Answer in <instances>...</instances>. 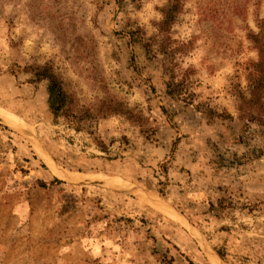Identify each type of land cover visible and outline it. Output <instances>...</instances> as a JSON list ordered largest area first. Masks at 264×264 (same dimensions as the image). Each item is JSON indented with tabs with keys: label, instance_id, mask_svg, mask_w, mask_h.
Returning a JSON list of instances; mask_svg holds the SVG:
<instances>
[{
	"label": "rangeland",
	"instance_id": "rangeland-1",
	"mask_svg": "<svg viewBox=\"0 0 264 264\" xmlns=\"http://www.w3.org/2000/svg\"><path fill=\"white\" fill-rule=\"evenodd\" d=\"M171 1L0 0V108L23 124L0 120V264H264V156L235 91L264 0H182L162 33Z\"/></svg>",
	"mask_w": 264,
	"mask_h": 264
},
{
	"label": "trees",
	"instance_id": "trees-1",
	"mask_svg": "<svg viewBox=\"0 0 264 264\" xmlns=\"http://www.w3.org/2000/svg\"><path fill=\"white\" fill-rule=\"evenodd\" d=\"M182 0H172L163 9V18L160 23V31L166 32L176 22L178 14L182 9ZM251 38L259 49L258 60L252 61L248 66V86L246 89L241 86L235 87L238 99V110L240 117L246 120V134L248 138L257 144L253 146L252 153L257 157L264 156V36L253 34ZM34 80L45 83L48 92L49 110L57 121L60 118H77L71 106V96L64 87L63 81L58 77L53 68L45 65L33 71ZM119 113V112H117ZM81 122L76 123V129H83ZM250 136V137H249ZM249 140V141H250ZM259 141V144H258ZM109 159L116 160L120 155V149L116 143L105 147Z\"/></svg>",
	"mask_w": 264,
	"mask_h": 264
},
{
	"label": "bare ground",
	"instance_id": "bare-ground-1",
	"mask_svg": "<svg viewBox=\"0 0 264 264\" xmlns=\"http://www.w3.org/2000/svg\"><path fill=\"white\" fill-rule=\"evenodd\" d=\"M0 114H2L1 116H0V120H2V121H4V122H9L11 125H13L14 127L16 126V127H19V128H21L22 126H23V124H22V122H21V120L20 119H18V118H16V117H9V114H8V112L6 111V110H4V109H2V108H0ZM1 117H3V118H5L7 121H5L3 118H1ZM7 122V123H8ZM8 123V124H9ZM52 161V160H51ZM50 162V161H49ZM52 163V162H51ZM53 164V163H52ZM53 166V165H52ZM57 171V170H56ZM58 172H60V170L58 171ZM66 172V171H65ZM61 173V172H60ZM58 175H60V174H58ZM62 175H64V174H62ZM68 177H70V179L71 180H75V181H79V180H83V179H85V178H89V177H86V175L84 176L83 174H77V173H73V172H69L68 173ZM67 176V175H66ZM63 177H65V176H63ZM119 184H122L120 181H119ZM118 184V185H119ZM117 185V184H116ZM132 185V184H131ZM122 188H125V187H122ZM127 188H129V187H127ZM149 197V196H148ZM171 213V212H170Z\"/></svg>",
	"mask_w": 264,
	"mask_h": 264
},
{
	"label": "water",
	"instance_id": "water-1",
	"mask_svg": "<svg viewBox=\"0 0 264 264\" xmlns=\"http://www.w3.org/2000/svg\"><path fill=\"white\" fill-rule=\"evenodd\" d=\"M36 140L40 142V140L38 138H36ZM52 160L57 163L55 158H52ZM89 184H97V182H89Z\"/></svg>",
	"mask_w": 264,
	"mask_h": 264
}]
</instances>
